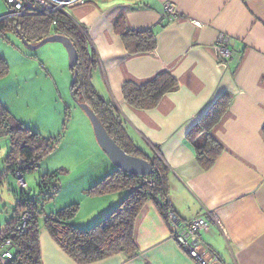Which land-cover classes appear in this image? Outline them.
I'll use <instances>...</instances> for the list:
<instances>
[{
    "label": "crops",
    "instance_id": "1",
    "mask_svg": "<svg viewBox=\"0 0 264 264\" xmlns=\"http://www.w3.org/2000/svg\"><path fill=\"white\" fill-rule=\"evenodd\" d=\"M166 3L177 8L172 21L164 15ZM69 11L98 60L94 88L118 105L142 155H158L168 167L171 208L183 220L210 214L221 222H211L204 239L225 264H264V0H87ZM149 29L156 35L155 50L130 53L121 32ZM220 34L230 38L229 62L214 47ZM163 72L178 88L156 108L126 103V82L143 85ZM223 95L231 105L211 134L224 152L204 170L195 146L204 132L196 127ZM126 196L97 198L102 209L73 224L90 227ZM41 228V264H76ZM134 240L136 256L118 254L92 264H198L172 238L152 200L137 217Z\"/></svg>",
    "mask_w": 264,
    "mask_h": 264
},
{
    "label": "trees",
    "instance_id": "2",
    "mask_svg": "<svg viewBox=\"0 0 264 264\" xmlns=\"http://www.w3.org/2000/svg\"><path fill=\"white\" fill-rule=\"evenodd\" d=\"M54 21L57 23L54 24ZM6 31L14 32L32 44L55 34L70 38L79 55L78 63L71 69L73 76L77 75L76 84L71 88L75 102L86 103L96 113L110 137L127 154L148 160L154 168V174L150 177L131 175L116 168L87 190L88 196L94 197L127 192V196L108 216L88 229L73 224L79 204H71L47 215L26 192H22L21 196H17L13 218L5 227L0 228V242L9 239L16 245L15 256L9 264H41V227L49 232L57 245L76 264H92L118 254H125L128 258L136 256L138 248L134 240L135 223L145 204L149 200L154 201L165 218L171 208L168 200V167L158 155H142L129 138L126 122L118 105L106 101L94 88L92 72L98 60L88 47L85 33L69 15L62 12L53 18L26 16L9 19L0 24V34ZM121 37L126 49L132 54L151 52L157 46L152 29L124 30ZM9 71V64L0 55V78L7 76ZM177 88V80L170 73L163 72L143 85L126 82L122 92L126 103L131 107L151 110L158 106L166 94ZM231 101L228 95L219 97L196 127L204 132L201 143H195L197 161L204 170L211 169L224 152L223 146L211 132L228 111ZM22 125L0 104V138L11 137L12 147L7 162L10 172L16 177H24L26 173L37 170L44 157L60 142L59 138H46ZM148 180L155 183V189H151ZM59 183V172H49L41 177L40 191L43 193L50 187L55 195L59 192ZM21 209H28L35 216L25 233L16 234V215Z\"/></svg>",
    "mask_w": 264,
    "mask_h": 264
},
{
    "label": "rangeland",
    "instance_id": "3",
    "mask_svg": "<svg viewBox=\"0 0 264 264\" xmlns=\"http://www.w3.org/2000/svg\"><path fill=\"white\" fill-rule=\"evenodd\" d=\"M8 10L6 1L0 0V17ZM0 55L10 69L7 76L0 78V104L22 126L46 138L60 139L38 169L25 174L23 180L27 188L22 189L7 162L11 137L0 138V228L13 218L17 196L22 192H26L47 215L77 203L80 207L75 221L90 218L102 209L103 202L97 198L108 195L88 196L87 190L99 177L113 173L116 167L99 146L90 119L72 96L74 76L66 48L61 43L51 42L31 49L21 36L6 31L0 34ZM110 168L114 170L109 171ZM54 171L59 172V192L54 195L49 187L42 193L41 177Z\"/></svg>",
    "mask_w": 264,
    "mask_h": 264
},
{
    "label": "built area",
    "instance_id": "4",
    "mask_svg": "<svg viewBox=\"0 0 264 264\" xmlns=\"http://www.w3.org/2000/svg\"><path fill=\"white\" fill-rule=\"evenodd\" d=\"M8 5V13L0 17V24L9 19L22 18L26 16L34 17H55L65 12L66 9L84 5L87 0H5ZM177 8L173 3L164 5V15L168 20L176 19ZM57 22L54 21V24ZM219 59L222 62H229L233 57L230 48V38L225 34H220L214 45ZM19 175V174H18ZM151 189H155L152 180L147 181ZM18 185L22 189L27 188V183L21 175L18 176ZM34 216L30 210L21 209L16 215L14 232L22 234L27 231L34 221ZM167 221L172 238L179 246L198 264H225L222 257L211 248L204 239V234L208 231L211 222L221 225V222L214 216L207 214L197 216L192 220L181 219L173 208L167 214ZM16 245L7 239L0 242V264H9L14 258Z\"/></svg>",
    "mask_w": 264,
    "mask_h": 264
},
{
    "label": "water",
    "instance_id": "5",
    "mask_svg": "<svg viewBox=\"0 0 264 264\" xmlns=\"http://www.w3.org/2000/svg\"><path fill=\"white\" fill-rule=\"evenodd\" d=\"M23 42L29 46L31 49H37L43 45L51 42H57L63 44L66 48L69 58H70V68L73 69L78 63L79 55L78 52L71 41L70 38L64 35H52L50 37L44 38L36 44L29 43L25 38L22 37ZM77 75L73 77L72 88L76 84ZM84 112L87 114L88 118L91 121L93 130L97 139V142L101 149L106 153L111 162L115 165L118 170H121L125 173L150 177L154 174L153 165L146 159L132 156L127 154L108 134L107 130L99 120L96 113L86 104H78Z\"/></svg>",
    "mask_w": 264,
    "mask_h": 264
}]
</instances>
